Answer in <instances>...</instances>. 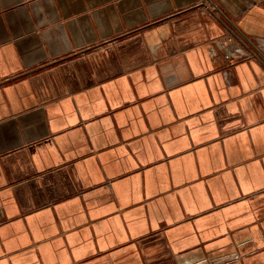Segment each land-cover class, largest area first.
I'll list each match as a JSON object with an SVG mask.
<instances>
[{
    "label": "crops",
    "instance_id": "1",
    "mask_svg": "<svg viewBox=\"0 0 264 264\" xmlns=\"http://www.w3.org/2000/svg\"><path fill=\"white\" fill-rule=\"evenodd\" d=\"M0 264H264V0H0Z\"/></svg>",
    "mask_w": 264,
    "mask_h": 264
}]
</instances>
